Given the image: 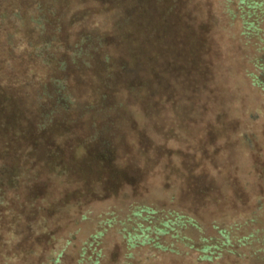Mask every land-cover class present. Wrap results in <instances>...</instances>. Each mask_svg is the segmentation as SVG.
Masks as SVG:
<instances>
[{
	"label": "rangeland",
	"instance_id": "374dc122",
	"mask_svg": "<svg viewBox=\"0 0 264 264\" xmlns=\"http://www.w3.org/2000/svg\"><path fill=\"white\" fill-rule=\"evenodd\" d=\"M256 1L261 5L252 36L241 32L237 0L229 3L234 17L225 12L224 0L136 3L130 52L139 74L136 91L144 93L136 101L151 113L149 124L163 144L157 162L137 154L141 168L125 157H99L100 149L112 151L95 136L93 118L77 120L80 131L71 126L37 132L16 108L21 99L0 90V223L24 227L16 248L0 242V264H44L48 254L60 251L65 264H92L99 249L97 264H264V0ZM77 7L59 22L52 18L48 30L57 26L64 34L72 22L77 25L82 14ZM74 13L80 15L75 21ZM66 63L65 71L51 67L41 80L66 77L80 101L98 89V110L119 100L102 95L108 86L126 83L119 67L108 77L102 63L81 73L82 66L72 70ZM92 73L94 82L88 79ZM80 135L95 136L94 142L78 147ZM128 139L136 141L134 135ZM133 204L150 205L159 214L183 210L202 230L187 232L188 240L159 236L165 249L131 247L126 235L136 227L126 217ZM84 212L87 218L81 219ZM28 222L37 223L36 232L24 226ZM221 230L228 243L212 261L199 260V239L223 240Z\"/></svg>",
	"mask_w": 264,
	"mask_h": 264
},
{
	"label": "trees",
	"instance_id": "16d2710c",
	"mask_svg": "<svg viewBox=\"0 0 264 264\" xmlns=\"http://www.w3.org/2000/svg\"><path fill=\"white\" fill-rule=\"evenodd\" d=\"M138 1L142 0H0V90L9 92L13 99H21L16 108L37 132L50 131L53 127L69 129L71 126L73 130L80 131L81 127H76L77 120L81 122L86 116L93 118V127L97 128L95 136L101 135L102 145L106 146L104 149L110 148L112 151L109 155L100 149L102 152L98 150L99 157L108 158L107 160L125 157L127 163L141 168L137 154H144L145 160L157 162L160 160L158 151L163 144L160 140L161 134L149 124L147 115L151 113L149 110L143 111L136 101L140 95L144 96L142 91H136L135 84L139 74L138 69L133 66L135 60L131 55L133 40L130 38L133 37L135 28L134 15ZM224 1L225 12L234 17L236 12L229 7L230 0ZM72 5H77V9L82 11L81 16L73 14V21L80 16L78 24L72 25V22L64 34L57 26L53 31H49V22L53 19L57 22L63 20L66 11H69L70 16L75 10L70 9ZM260 5L261 2L256 0H237L239 16L243 19L241 32L245 36H252L253 31H257L256 10ZM252 16L254 19H251ZM215 33L218 31H214ZM127 50L129 53L126 54ZM90 54H94L93 60H90ZM96 56L100 60L99 64H95ZM66 59L73 65L72 70L83 67L79 73L103 64L102 73L111 77L114 69L119 67L124 73L126 83L117 85L119 93L116 88L109 86L102 93L103 98L109 97L110 101L113 94L119 96V100L115 98L109 106H101L98 110L94 102L99 93L98 89L91 91L93 94L90 93L80 101L77 100V90H69L66 77L52 78L49 82L41 80L43 74L52 71L51 67L56 66L65 71ZM68 74L74 75L71 70H68ZM90 77L88 79L91 82L96 80L93 73ZM35 81H38V84ZM22 100H26V104H23ZM14 103L18 104V101L14 100ZM149 105L150 103L147 107ZM151 105L150 109L157 107V104H153L152 108ZM141 131L154 143V148L145 145V134ZM128 135H134L136 141L128 139ZM95 136L89 140L83 139L81 135L77 136L80 138L76 143L78 147H82L83 144L94 142ZM159 212L146 204H133L130 207L131 215L127 216L126 220L135 225L136 232L126 235L129 246L148 244L165 249L158 239L159 236L168 234L172 238L188 240L185 236L187 232L202 230L195 216L183 210L164 214ZM132 217L134 219H131ZM86 218L87 213L84 212L81 219ZM34 223L28 222L24 226L35 231L37 223ZM20 224L22 222L18 221L10 224L0 223V242L5 249L16 248L23 240L24 227ZM219 233L223 240L205 236L199 239V260L212 261L215 255H218L216 252L220 246L228 243L225 230ZM193 245L194 242H191L187 246L193 249ZM62 254V251L57 255L48 254L44 264H65L61 259ZM100 256L99 249L92 264H97Z\"/></svg>",
	"mask_w": 264,
	"mask_h": 264
}]
</instances>
